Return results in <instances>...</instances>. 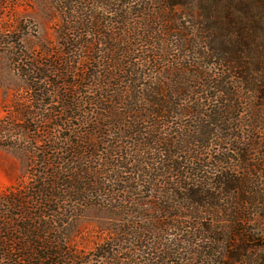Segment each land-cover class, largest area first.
Wrapping results in <instances>:
<instances>
[{
  "label": "trees",
  "instance_id": "trees-1",
  "mask_svg": "<svg viewBox=\"0 0 264 264\" xmlns=\"http://www.w3.org/2000/svg\"><path fill=\"white\" fill-rule=\"evenodd\" d=\"M81 2L93 12L55 0L62 52L21 70L55 124L31 147L34 111L19 115L33 162L0 197V262L86 264L52 250L95 210L128 223L96 264H264V0Z\"/></svg>",
  "mask_w": 264,
  "mask_h": 264
},
{
  "label": "rangeland",
  "instance_id": "rangeland-1",
  "mask_svg": "<svg viewBox=\"0 0 264 264\" xmlns=\"http://www.w3.org/2000/svg\"><path fill=\"white\" fill-rule=\"evenodd\" d=\"M70 1L72 2V11L77 12L78 15L79 12L83 16L89 10L93 12L91 4L88 10H85L86 3L81 0ZM73 15L74 13H71L72 24L81 22L77 20L82 18H77L76 15L73 18ZM62 24L55 0H0V126L9 124L14 128L6 134L0 132V140L18 139L21 142V145L6 147L0 145V197L27 187L29 171L33 162V155L24 143V136L15 128L21 126L19 115L23 110L32 112L37 107V104L31 105L30 92L26 88L27 82L23 78L21 70L29 63L45 64L58 57L57 55L62 52L58 44V35ZM87 40L95 42L93 37L90 39L87 37ZM18 55L19 69L17 70L15 61ZM46 101L44 98V102ZM49 109L47 114L55 116L56 108L54 106L47 107L46 111ZM34 114L33 120L38 123V128L34 133L29 134L28 142H31L29 144L31 147L34 146L32 140L35 137L43 140L45 131L55 124V121L48 124L41 123L42 121L37 119L43 114L35 111ZM52 134H57V132L54 131ZM60 134L64 135L65 133ZM6 142L9 144V141ZM37 146L41 148L43 144L39 143ZM145 202L147 203V200ZM50 223L52 228L61 229L59 222ZM116 225L121 226L120 228H128L127 220H123L121 217L118 220H113L110 216H102L98 211L92 210L68 223L64 232L66 236H63L65 238L64 245L52 251L72 253V255L81 256L86 264H96L93 260L95 250L109 241L110 233ZM153 226L163 229L162 223L159 222H154ZM160 234L165 240L176 239L173 238V234L169 237L166 232ZM52 236L54 234L51 232L47 237ZM122 238L129 240L124 236ZM156 238L155 236V240H157ZM7 250L17 249L12 244ZM18 257L19 254L14 252L10 258V264H21ZM33 262V264H37V261ZM0 264L9 263L3 260Z\"/></svg>",
  "mask_w": 264,
  "mask_h": 264
}]
</instances>
